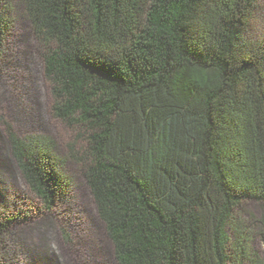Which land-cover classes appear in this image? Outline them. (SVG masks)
<instances>
[{"label":"trees","instance_id":"obj_1","mask_svg":"<svg viewBox=\"0 0 264 264\" xmlns=\"http://www.w3.org/2000/svg\"><path fill=\"white\" fill-rule=\"evenodd\" d=\"M18 2L54 116L86 132L72 157L119 264H264L259 0H0V71ZM5 125L38 214L53 212L72 187L55 141ZM13 207L0 204V264H23L13 230L30 215Z\"/></svg>","mask_w":264,"mask_h":264},{"label":"rangeland","instance_id":"obj_2","mask_svg":"<svg viewBox=\"0 0 264 264\" xmlns=\"http://www.w3.org/2000/svg\"><path fill=\"white\" fill-rule=\"evenodd\" d=\"M251 32L256 35L264 32V0H259ZM4 53L8 59L0 71V175L3 177L0 204H13L12 210L30 215L13 230L23 242L22 263L119 264L98 216L82 163L72 157V154L85 153L86 132L54 116L52 85L44 74L42 47L19 2ZM5 122L19 135L38 133L55 141L56 152L65 160L72 187L53 212L38 214L40 201L27 187L10 153ZM1 188L7 189H3L5 195ZM62 228L67 229L71 241L65 240ZM257 247L260 251L264 249L259 239Z\"/></svg>","mask_w":264,"mask_h":264}]
</instances>
